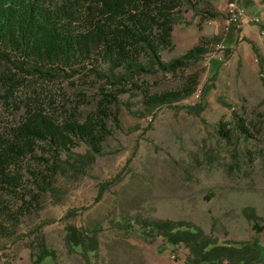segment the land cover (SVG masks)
Here are the masks:
<instances>
[{
  "label": "rangeland",
  "instance_id": "1",
  "mask_svg": "<svg viewBox=\"0 0 264 264\" xmlns=\"http://www.w3.org/2000/svg\"><path fill=\"white\" fill-rule=\"evenodd\" d=\"M229 1L205 0L200 7L216 16L206 13L196 22L197 13L186 9L177 34L196 25L209 51L188 68L148 77V85L162 92L185 87L195 75L194 91L152 113L141 95H123L120 121H109L112 133L102 153L91 160L82 144L63 155L49 191L12 237L0 236V264H33L43 249L52 255L41 264H185V245H172L146 226L158 219L195 223L219 241L256 239L264 246V53H238L240 39L229 41ZM252 1L244 5L247 16L254 6L264 10V0ZM263 30L262 22L264 38ZM185 50L175 44L162 55L169 60ZM5 70L0 61V131L19 119L31 90L48 91L58 111L83 95V115L95 107L94 81L77 75V89L67 80L32 85L20 78L8 92ZM71 226L96 241V249L70 244Z\"/></svg>",
  "mask_w": 264,
  "mask_h": 264
},
{
  "label": "trees",
  "instance_id": "2",
  "mask_svg": "<svg viewBox=\"0 0 264 264\" xmlns=\"http://www.w3.org/2000/svg\"><path fill=\"white\" fill-rule=\"evenodd\" d=\"M239 1L253 4L252 0ZM203 2L0 0V61L6 67L8 92L16 84L19 87L20 78H28L32 85L67 80L78 89L79 82L72 80L78 75L77 79L94 81L97 87L95 107L85 116L80 111L84 95L73 107L66 102V109L58 111L51 107L55 98L48 91L31 90L19 119L0 131V236L12 237L17 232L23 216L52 187L64 154L82 144L91 160L102 153L112 133L109 121H120L118 106L123 95H141L146 112L152 113L194 91L195 75L185 87L162 92L148 85V77L188 68L209 51L208 39L201 38L181 55L169 60L162 55L174 48L173 29L186 9H193L201 19L206 13L216 16L200 7ZM251 219L257 223L254 213ZM146 226L172 245H185L189 249L185 264H257L264 260V246L256 239L219 241L214 231L207 233L183 220L158 219ZM69 230L70 244L96 249V241L90 243L85 233L74 226ZM51 255L43 249L33 264Z\"/></svg>",
  "mask_w": 264,
  "mask_h": 264
},
{
  "label": "crops",
  "instance_id": "3",
  "mask_svg": "<svg viewBox=\"0 0 264 264\" xmlns=\"http://www.w3.org/2000/svg\"><path fill=\"white\" fill-rule=\"evenodd\" d=\"M250 13L246 18L242 21L239 27H236L233 32H231L232 38L229 39L231 42L233 39H240L238 44V53H264V38L260 35L259 32V24L264 23V10L255 9V6L249 10ZM200 17L199 14L195 15L194 22L198 20ZM255 17L260 18L259 22H253ZM209 22H212L211 20ZM203 24V21H202ZM192 28V29H191ZM197 26L191 24L187 27H184L183 31L180 34H177V26H174L173 29V40L176 45H180L182 49H186V52L189 48L199 43L201 38H205L203 35L205 31L202 30V37L196 34ZM197 36H196V35ZM253 50V52H252ZM183 52V53H184Z\"/></svg>",
  "mask_w": 264,
  "mask_h": 264
},
{
  "label": "built area",
  "instance_id": "4",
  "mask_svg": "<svg viewBox=\"0 0 264 264\" xmlns=\"http://www.w3.org/2000/svg\"><path fill=\"white\" fill-rule=\"evenodd\" d=\"M247 16V10L246 7L240 3L239 0H231L229 1L227 5V17H226V26L225 30L228 32L232 26L239 27V25L242 23V21ZM255 21H260L259 17L254 18ZM264 34V30L262 31ZM223 43L217 44V48L221 49L223 48Z\"/></svg>",
  "mask_w": 264,
  "mask_h": 264
}]
</instances>
